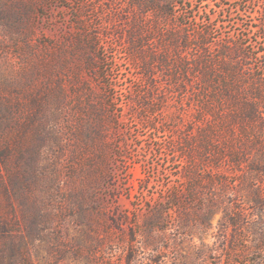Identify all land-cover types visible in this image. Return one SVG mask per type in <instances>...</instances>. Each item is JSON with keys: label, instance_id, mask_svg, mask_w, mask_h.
Instances as JSON below:
<instances>
[{"label": "rangeland", "instance_id": "obj_1", "mask_svg": "<svg viewBox=\"0 0 264 264\" xmlns=\"http://www.w3.org/2000/svg\"><path fill=\"white\" fill-rule=\"evenodd\" d=\"M160 28L206 31L211 48L230 41L256 54L254 68L263 61L264 0H0V104L11 148L0 182L34 188L27 217L20 206L5 212L11 233L0 232V264H223L227 255L243 263L222 243L221 211L199 225V200L181 219L183 235L173 211L164 231L146 230L183 174L159 139L172 130L181 141L182 129L157 115L156 101L143 110L128 103L145 80L129 40L141 39L137 52L151 64Z\"/></svg>", "mask_w": 264, "mask_h": 264}, {"label": "trees", "instance_id": "obj_2", "mask_svg": "<svg viewBox=\"0 0 264 264\" xmlns=\"http://www.w3.org/2000/svg\"><path fill=\"white\" fill-rule=\"evenodd\" d=\"M169 5L173 3L162 10L164 18L171 20L170 10H166ZM207 33L190 36L187 30L160 28V55H154L151 64L138 53L141 39L129 40L131 50L136 51L132 53L138 55L133 60L145 80L137 98L128 103L143 110L147 101H156L157 115L169 117L165 123L178 125L183 137L177 141L172 130L160 132L170 137L160 136V143L180 158L183 174L180 171L176 190L160 208L150 211L146 230L164 231L167 215L173 211L175 234L183 235L181 219L186 218V223L188 208L199 200L206 212L199 225L209 227L210 215L221 211L222 243L227 241L229 253L243 259L240 263L227 255L223 264H264V53L258 56L263 61L254 68V52L245 54L242 45L230 41L211 48ZM154 68L160 70V76ZM5 119L0 104L2 167L8 158L6 149H11L3 142ZM31 187L0 182L3 235L11 233L5 212L15 214L20 206L27 217V197L34 192ZM249 256L253 257L250 262L245 259ZM133 261L129 256L128 263Z\"/></svg>", "mask_w": 264, "mask_h": 264}]
</instances>
